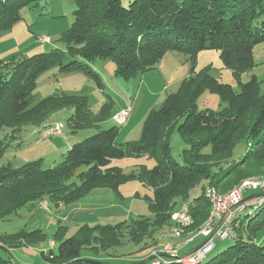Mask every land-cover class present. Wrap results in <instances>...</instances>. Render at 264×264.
<instances>
[{
	"label": "trees",
	"instance_id": "trees-1",
	"mask_svg": "<svg viewBox=\"0 0 264 264\" xmlns=\"http://www.w3.org/2000/svg\"><path fill=\"white\" fill-rule=\"evenodd\" d=\"M41 1L0 0V33L20 21L24 8L36 7ZM75 1V21L63 35L65 49L0 62V130L10 129L11 140L27 127L43 126L64 109L73 110L68 125L74 132L99 127L98 123L110 117L107 106L95 115L85 97L54 95L32 106L38 76L52 69L85 71L98 78L90 64L112 60L116 76L130 79L156 69L170 52L182 53L195 62L201 52L213 50L220 53L223 67L239 80L240 91L213 77L211 67L192 70L179 90L149 113L137 142L118 145L114 127L74 144L61 162L49 169H43L41 161L20 168L1 165L0 220L32 202L49 199L57 206H69L94 190L118 193L120 185L136 180L153 191L146 201L154 219L141 218L127 226L129 243L139 246L155 239L157 245L156 236L171 226L179 202L184 203L201 186L202 194L189 204L194 223L186 230V235L196 233L210 217L207 188L225 194L245 179L264 173V91L256 75L248 82L240 81L254 70V49L264 43V0H128L127 5L123 0ZM206 90L220 97L225 104L222 111L198 110L197 101ZM176 131L188 147L182 153L183 164L172 156L171 136ZM242 141L247 143V151L239 161H233L234 150ZM207 147L211 152L204 154ZM5 150L6 145L0 143V161ZM125 158L155 160L156 164L152 168L136 164L138 171L131 175L110 166L113 160ZM83 167L86 170L80 172ZM236 223L233 244L201 264H264V243L257 241L264 230V205L255 215L238 216ZM125 226L82 225L71 237H67V228L60 226L55 236L57 253L51 250L42 257L50 264L79 260L88 261L83 264H113L86 254L99 256L123 247ZM46 240L41 229L1 235L0 246L8 252L0 251V264L16 263L11 249L33 248ZM151 258L153 255H147L125 264Z\"/></svg>",
	"mask_w": 264,
	"mask_h": 264
},
{
	"label": "rangeland",
	"instance_id": "rangeland-1",
	"mask_svg": "<svg viewBox=\"0 0 264 264\" xmlns=\"http://www.w3.org/2000/svg\"><path fill=\"white\" fill-rule=\"evenodd\" d=\"M123 4L127 5L128 0H123ZM76 9L75 0H42L36 7L24 8L21 11L20 21L12 28L0 33V62L13 57L22 59L42 53H50L58 48L65 49L63 35L73 25ZM254 62V70L244 74L240 81L242 83L248 82L252 75H256L261 83L262 91H264V43L255 47ZM207 67H211L210 73L213 77L222 83L232 85L234 90L240 91L239 80L233 76L230 70L223 67L220 53L213 50L201 52L195 62L182 53L170 52L162 59L156 69L140 73L130 79L116 76V64L112 60H98L90 64V68L99 75L98 78L79 70L61 72L58 69H52L43 72L38 76L32 106L50 96H62L63 94L79 98L85 97L95 115L100 114L101 109L107 106L108 109H111V115L98 123L99 127H88L74 132L68 125L73 110H61L52 115L45 123L50 122V124L38 127L40 132L37 137H34L32 141H24L20 146L12 143L10 139L12 131L10 129H2L0 130V143L6 145V150L3 159L0 161V166L11 164L15 168H20L27 163L41 161L42 168L49 169L61 162L62 156H58V150L61 147L68 146L64 148L67 149L65 151L67 152L74 144L95 135L99 130L114 127L118 130L116 140L118 145L127 146L137 142L142 137L144 123L149 113L153 109L160 108L169 95L176 93L183 80L191 75L192 70L199 72ZM178 68L182 69L177 72ZM183 74L187 75L186 78L178 81ZM197 107L200 111L210 109L219 112L224 109L225 104L217 94L206 90L199 97ZM122 112H128V115L125 122L120 125L115 121V116H119ZM57 125L62 126L61 135L47 138L42 136V130ZM31 129L30 126L24 130L30 131ZM170 145L174 159L183 164L182 153L188 147L177 131L172 133ZM247 148L245 141L240 142L234 150L232 160L239 161L245 155ZM210 152V147L203 150L204 154ZM139 163H143L149 168L156 164L155 160L125 158L113 160L110 166L121 168L125 175H131L138 171L136 164ZM85 170L86 168L83 167L80 172ZM102 190L100 191L111 195L104 198L103 193H98L102 194V198L99 196L94 201L109 206L103 207L105 210L98 212V215L102 214L101 219L103 220H99L100 222L94 224L93 227L99 225L115 226L124 223L126 225L123 229L125 244L123 247L109 250L106 253L102 252L99 256L88 253L86 254L89 255L88 258L113 264H125L143 259V257L164 248L167 244V237L162 236L159 239V235L164 230L156 236L157 245L154 244L155 239L147 240L139 246L128 241L129 228L127 226L141 218L154 219V214L146 201L147 198L153 197L152 189L143 186L136 180H130L120 185L118 193L108 189ZM201 194L202 188L199 186L191 192L190 198L185 203L192 204L194 199ZM255 194L257 193L246 192L244 197L248 198ZM181 203L179 202L177 209ZM111 205L113 208L110 207ZM259 209H255L254 206L248 207L245 212L241 213L240 217L246 218V213L249 211L255 215ZM62 217L63 213L58 206L46 199L32 202L8 219L0 220V236L16 234L22 230L35 231L39 229L47 235L44 244H38L33 248L24 246L11 249L10 252L15 262L17 264H50L42 257V253L47 255L51 250L57 253L59 245L55 236L58 228L60 226L66 227L68 230L67 237H71L83 225L76 226V222L65 223ZM167 233L168 229H165V234ZM257 238L259 240L264 239V230L258 234ZM201 241L202 238L197 243ZM233 242L232 239L225 241L215 239L216 247L208 258L216 257L230 247ZM168 262L175 264L171 259Z\"/></svg>",
	"mask_w": 264,
	"mask_h": 264
},
{
	"label": "built area",
	"instance_id": "built-area-1",
	"mask_svg": "<svg viewBox=\"0 0 264 264\" xmlns=\"http://www.w3.org/2000/svg\"><path fill=\"white\" fill-rule=\"evenodd\" d=\"M128 112H122L119 116H115V121L118 124H123ZM62 126L47 127L41 131L44 138L54 135H61ZM256 192L257 194H264V175H258L245 179L235 186L228 193H220L214 188H207L205 196L211 204L210 217L207 222L196 233H189L190 236H202L206 240L194 250L191 254L182 255L180 252L184 244L180 242L186 236V230L190 228L194 221L190 213V206L187 203H181L180 207L173 213L171 220L172 224L168 227V233L162 236L176 241V243H168L161 251L153 253V260L148 264H170L169 259L173 260L175 264H201L207 260L208 256L216 247L215 239L225 241L228 239L235 240L237 238L236 228L238 224L236 219L241 213L245 212L248 207L254 206L255 209L261 208L264 205V196L255 198L244 203L235 210L231 209L239 205L245 199L246 192ZM226 219L222 223L216 234L209 240L208 238L213 234L219 221L227 214ZM252 212L246 213V217H250Z\"/></svg>",
	"mask_w": 264,
	"mask_h": 264
},
{
	"label": "crops",
	"instance_id": "crops-1",
	"mask_svg": "<svg viewBox=\"0 0 264 264\" xmlns=\"http://www.w3.org/2000/svg\"><path fill=\"white\" fill-rule=\"evenodd\" d=\"M181 69L182 68H178L177 72L180 71ZM186 76H187L186 74H183L182 77H180L178 79V81L179 80L181 81L182 79L186 78ZM47 124H50V122ZM47 124H45L44 126H46ZM39 130H40V128L39 129L38 128H32L30 131L24 130L20 134H18L16 136V138L12 139L11 141L13 144L15 143V144H18L20 146L24 141H27V140L32 141V139L34 137H37L38 136L37 134L40 132ZM65 146L61 147V149L58 150V156H62L65 153V151L67 150V149H64ZM66 147H68V146H66ZM100 190L103 191L102 189L94 190L87 197L82 199L81 201L73 203L69 206H63V205L58 206V208L63 213V217H62L63 221L65 223L76 222V224H77L76 226H78V225L80 226L81 224H83V225H90L91 227H93L94 224H97V222H100L99 220H103V219H101V217H103L102 214L101 215L99 214L100 215L99 216L98 212H102V210H105V209H103V207H106L109 205L99 204V202H95L94 200L98 199L99 196H101V198H102V194H98V193H103L104 198L109 197L111 194L107 193V192H101ZM110 207L113 208L112 205ZM91 222H93V223H91ZM164 234H165V230H164L162 235H164ZM200 238H202V241L200 243H197V241ZM167 239H168L167 244L168 243H176V241H173V240L169 239L168 237H167ZM205 240L206 239L202 236L197 237V236L186 235L184 237V239H182L180 241L184 244V247L180 253L184 256L191 254L194 250L199 248V246L202 245L205 242ZM263 240H264L263 238L261 240H259V238L257 239V241L259 243H263L264 242ZM155 252H158V251H155ZM155 252H153V253H155Z\"/></svg>",
	"mask_w": 264,
	"mask_h": 264
},
{
	"label": "water",
	"instance_id": "water-1",
	"mask_svg": "<svg viewBox=\"0 0 264 264\" xmlns=\"http://www.w3.org/2000/svg\"><path fill=\"white\" fill-rule=\"evenodd\" d=\"M262 195H263V194H255V195H253V196H251V197L245 198V199H244L239 205L234 206V207L231 209V211L237 209V208L240 207V206H242L244 203H246V202H248V201H251L252 199H254V198H256V197H260V196H262ZM227 215H228V213L225 214V215L222 217V219L219 221V223H218L216 229L214 230L213 234L208 238L209 240H210V239L216 234V232L219 230V228L221 227L222 223H223L224 220L226 219ZM0 251L8 252V250H7L4 246H0ZM153 258H154V257H153ZM153 258L148 259V260H146V261H144L143 263H140V264H145V263H147V262L153 260ZM86 262H88V261H85V260H79V261L72 262V263H70V264H83V263H86ZM91 262H92V263H97L96 261H91ZM15 264H17V263H15Z\"/></svg>",
	"mask_w": 264,
	"mask_h": 264
}]
</instances>
